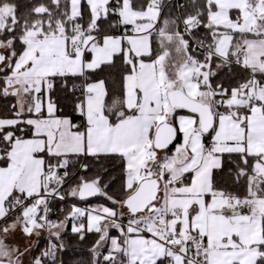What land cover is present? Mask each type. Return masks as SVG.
I'll list each match as a JSON object with an SVG mask.
<instances>
[{
    "label": "snow or ice",
    "instance_id": "obj_1",
    "mask_svg": "<svg viewBox=\"0 0 264 264\" xmlns=\"http://www.w3.org/2000/svg\"><path fill=\"white\" fill-rule=\"evenodd\" d=\"M0 264H264V0H0Z\"/></svg>",
    "mask_w": 264,
    "mask_h": 264
}]
</instances>
